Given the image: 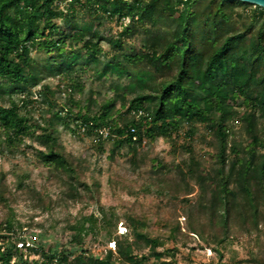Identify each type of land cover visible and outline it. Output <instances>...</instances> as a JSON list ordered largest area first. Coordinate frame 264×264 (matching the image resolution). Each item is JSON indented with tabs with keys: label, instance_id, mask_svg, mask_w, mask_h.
Listing matches in <instances>:
<instances>
[{
	"label": "trees",
	"instance_id": "1",
	"mask_svg": "<svg viewBox=\"0 0 264 264\" xmlns=\"http://www.w3.org/2000/svg\"><path fill=\"white\" fill-rule=\"evenodd\" d=\"M241 7L245 12L237 11ZM248 7L253 6L229 0H0V79L5 82L0 85V156L35 133L22 106L33 103L27 91L43 80L31 53L45 51L53 55L52 73L60 74L67 96L45 121L40 136L45 151L37 154L56 178H68L64 196L79 199L76 183L86 184L80 181V164L53 134L55 124L69 126L72 119L74 134L112 142L109 157L126 153L134 169L143 160L137 153L144 144L171 141L180 131L192 139L202 127L213 141L214 174L183 146L188 155L174 166L176 178L153 177L149 184L167 199L187 204L181 179L198 182L202 200L185 211L193 233L204 224L227 232L233 220L245 230H258L264 223V9L248 12ZM77 9L84 18L76 17ZM110 24L118 28L114 35ZM102 43L109 47L106 63L99 59ZM78 61L83 73L109 80L111 97L98 102L90 90L85 104L75 99L84 91L74 70ZM37 91L42 97L52 93L47 84ZM16 96L22 97L21 106ZM235 122L242 125L246 144L232 140ZM5 180L0 172V203L9 209L0 219V264H186L158 250L161 239L174 237L177 228L165 222L168 233H153L150 219L135 212L127 215L131 235H115L117 215L110 209L68 226V249L27 243L2 196ZM21 185L29 196H40L32 184ZM83 193L93 198L90 191ZM100 230L105 241L113 238L115 250L96 257L83 245Z\"/></svg>",
	"mask_w": 264,
	"mask_h": 264
},
{
	"label": "rangeland",
	"instance_id": "2",
	"mask_svg": "<svg viewBox=\"0 0 264 264\" xmlns=\"http://www.w3.org/2000/svg\"><path fill=\"white\" fill-rule=\"evenodd\" d=\"M250 10H254V6L246 8V11L250 12ZM237 11L245 12L243 7L238 8ZM75 15L78 19H82L85 13L77 9ZM59 25L63 26V22L60 21ZM110 27L112 35L118 32L115 24H110ZM102 48L103 53L99 59L106 63L110 53L109 47L102 43ZM31 56L40 65L43 80L36 89L27 91L33 98V103L25 108L22 106V113L29 119L35 133L24 138L21 144L15 146L11 154L0 156V172L6 174L5 192L2 196L8 199L15 220L22 224L23 233L22 230L17 233L22 234L27 243L68 249L71 247V231L68 226L93 213L98 217L102 216L103 211L111 209L117 215V219H113L116 224V236L133 233L127 221V215L131 212L150 219L148 230L153 233H168L164 226L165 222L168 223L169 229L176 227V235L170 239L162 238L163 245L158 248L159 251L174 254V258L170 257V254H165L168 260L186 264H264L263 222L260 223L258 230H253L252 227L245 230L239 221L233 220L227 232L221 227L212 230L204 224L203 228L197 229V233H193L189 229L185 211L189 205L197 204L202 200L198 182L190 180L187 176L181 179L182 185L188 191L187 204L181 198L167 199L163 193H158L156 188L149 184V179L153 177L164 180L176 178L174 166L188 155L183 150V146L191 148V153L200 161L207 174H214L211 158L214 151L213 141L202 127L192 139H185L183 131H180L178 137L174 136L171 141L159 138L152 143L144 144L137 153L143 160L134 169L129 161L131 156L126 153L123 155L121 152L116 153L113 160L109 157L113 148L112 142L107 140L98 142L94 136L84 133L74 134L72 119L69 121V126L55 124L53 134L59 137L64 153L75 163L80 164V181L86 184L84 186L76 183V187L78 186L82 192L79 199H68L64 196L69 185L68 178L65 176L63 179L56 178L55 173L43 165L37 153L45 151V142L40 136L43 134V128L47 126L45 121L50 118L52 111L58 110L63 105V100L67 96L65 84L58 79L61 77L60 74L52 73V68L56 64L52 54L35 50ZM77 64L74 70L81 77L84 91L75 94L74 97L81 105L85 104L87 92L90 90L98 102L113 95L108 79H98L91 72L83 73L80 69L81 61ZM4 84L5 82L0 79V85ZM42 84H47L52 93L40 96L37 90ZM126 98L129 100L131 96L127 95ZM21 100L22 97H15L19 106L22 104ZM47 103L54 107H50ZM36 125L39 127L37 128ZM231 126L232 140L246 144L242 125L235 122L231 123ZM158 163L165 166L164 171L160 170ZM22 182L32 184L40 196H29L23 191ZM85 190L93 193V198L85 196L83 193ZM8 210L0 203V219H4ZM263 211L262 208L261 212ZM103 235L104 231L100 230L97 234L86 238L83 250L96 257L108 250L114 252L113 238L105 241ZM32 258L37 257L32 256Z\"/></svg>",
	"mask_w": 264,
	"mask_h": 264
},
{
	"label": "water",
	"instance_id": "3",
	"mask_svg": "<svg viewBox=\"0 0 264 264\" xmlns=\"http://www.w3.org/2000/svg\"><path fill=\"white\" fill-rule=\"evenodd\" d=\"M229 1H238L245 4H250L254 7H259L264 9V0H229Z\"/></svg>",
	"mask_w": 264,
	"mask_h": 264
},
{
	"label": "built area",
	"instance_id": "4",
	"mask_svg": "<svg viewBox=\"0 0 264 264\" xmlns=\"http://www.w3.org/2000/svg\"><path fill=\"white\" fill-rule=\"evenodd\" d=\"M140 113H141V112H140ZM132 131H133V130H132ZM18 246L21 247V248H24V247H22V244H18ZM27 246H28V244L25 245V247H27Z\"/></svg>",
	"mask_w": 264,
	"mask_h": 264
}]
</instances>
